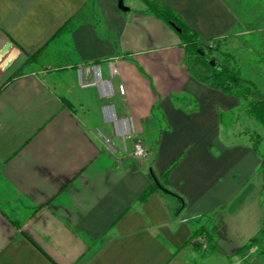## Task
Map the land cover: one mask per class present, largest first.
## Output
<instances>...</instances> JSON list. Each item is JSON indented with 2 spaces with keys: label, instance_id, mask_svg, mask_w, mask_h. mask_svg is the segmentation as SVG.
<instances>
[{
  "label": "crops",
  "instance_id": "obj_1",
  "mask_svg": "<svg viewBox=\"0 0 264 264\" xmlns=\"http://www.w3.org/2000/svg\"><path fill=\"white\" fill-rule=\"evenodd\" d=\"M155 1L204 42L254 23V2ZM124 6L0 0V52L12 45L0 58V264H264V237L243 250L260 229L264 172L238 128L240 101L193 77L145 0ZM98 78L110 98L80 85ZM231 111L225 136L219 116ZM131 127L142 160L119 136ZM153 173L181 211L158 192L138 202Z\"/></svg>",
  "mask_w": 264,
  "mask_h": 264
},
{
  "label": "trees",
  "instance_id": "obj_2",
  "mask_svg": "<svg viewBox=\"0 0 264 264\" xmlns=\"http://www.w3.org/2000/svg\"><path fill=\"white\" fill-rule=\"evenodd\" d=\"M145 3L146 9L144 13H151L155 17L159 18L161 21L171 26L179 35L181 43L185 46V57L188 70L193 77L213 89L237 98L241 103L240 111L254 119L255 122L258 123L264 130V92L261 91L254 82L243 78L237 67L219 65L211 61L209 58L210 53L219 50L217 45H220L223 40L204 42L200 40L195 33L186 28V26H184L177 18H175L170 11L166 10L162 6H159L157 1L145 0ZM75 24L76 22L73 21L70 25L73 27ZM209 44H214L215 46H208ZM203 46L206 50H198V47ZM219 53L224 59L230 58L232 60V55L229 52L222 51L220 49ZM176 102L181 107L188 105L186 100L177 99ZM236 117L237 115L235 111L223 113L219 116V123L223 135L227 136L228 130L233 128L236 123ZM242 135L247 137L251 149L261 158V169L264 172L263 153H261L258 149V145L262 139L264 140V137L259 135L257 132L250 133L249 131H244ZM150 178L151 183L139 196L138 202H143L151 193L158 192L161 195L175 198L180 203L176 212L181 211V204L184 205V201L178 195L168 190L166 174L155 175L153 173ZM195 235L196 234H193L190 240L194 239ZM263 237L264 214L261 219L259 231L247 242V244L243 247V250L250 249Z\"/></svg>",
  "mask_w": 264,
  "mask_h": 264
},
{
  "label": "rangeland",
  "instance_id": "obj_3",
  "mask_svg": "<svg viewBox=\"0 0 264 264\" xmlns=\"http://www.w3.org/2000/svg\"><path fill=\"white\" fill-rule=\"evenodd\" d=\"M130 2L131 0H124L123 5H130ZM243 2V5H247L246 2H254L246 9L247 14L254 22L249 26L251 32L240 38L223 40L220 45L218 44L219 47L217 45L219 50L210 53L209 58L219 65L237 67L243 78L252 80L264 92V32L261 30L264 28V0H243ZM253 29L258 30L253 31ZM208 46L215 45L209 44ZM220 49L229 52L232 55V60L230 58L224 59L219 53ZM198 50H206V48L204 46L198 47ZM69 79L70 76L65 80L68 84ZM238 128L248 130L250 133L257 132L264 137V130L261 126L243 113L240 115ZM258 149L261 153H264L263 139L258 145Z\"/></svg>",
  "mask_w": 264,
  "mask_h": 264
},
{
  "label": "built area",
  "instance_id": "obj_4",
  "mask_svg": "<svg viewBox=\"0 0 264 264\" xmlns=\"http://www.w3.org/2000/svg\"><path fill=\"white\" fill-rule=\"evenodd\" d=\"M116 70H112L111 74H115ZM81 87H87V86H96L99 91L100 94L103 98H110L112 96L111 91L109 90L108 87V82L107 81H103L100 78L96 79L94 82L90 83V84H82L80 82ZM118 91L120 94H123V87L119 86L118 87ZM109 107H104L103 111L104 114L105 112L108 110ZM108 121L112 122L114 126H120L122 124H127L130 122H126L125 121H121L119 120L115 114H111L110 117L108 118ZM119 136L123 139L125 138H133V148H132V156L133 158L137 159V160H142L146 157V150L143 146V143L141 141L140 138L134 136V130L131 128H127L126 130L120 131L119 132Z\"/></svg>",
  "mask_w": 264,
  "mask_h": 264
},
{
  "label": "water",
  "instance_id": "obj_5",
  "mask_svg": "<svg viewBox=\"0 0 264 264\" xmlns=\"http://www.w3.org/2000/svg\"><path fill=\"white\" fill-rule=\"evenodd\" d=\"M118 8L119 10L121 11H127V8L123 5V0H118ZM11 43H8L0 52V58L9 50L11 49ZM14 60V58H10L8 59L4 64H3V67L2 69H6L10 64L11 62Z\"/></svg>",
  "mask_w": 264,
  "mask_h": 264
}]
</instances>
